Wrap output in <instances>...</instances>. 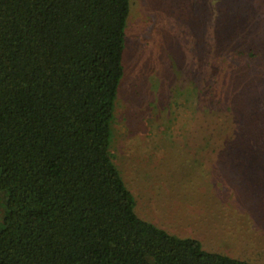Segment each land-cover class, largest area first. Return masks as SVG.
<instances>
[{
  "label": "trees",
  "instance_id": "trees-1",
  "mask_svg": "<svg viewBox=\"0 0 264 264\" xmlns=\"http://www.w3.org/2000/svg\"><path fill=\"white\" fill-rule=\"evenodd\" d=\"M129 11L130 0H0V264H260L136 213L109 151ZM235 17L206 38L205 63L213 74L211 54L255 58L214 74L264 142V0ZM216 117L233 125L229 106Z\"/></svg>",
  "mask_w": 264,
  "mask_h": 264
},
{
  "label": "rangeland",
  "instance_id": "rangeland-1",
  "mask_svg": "<svg viewBox=\"0 0 264 264\" xmlns=\"http://www.w3.org/2000/svg\"><path fill=\"white\" fill-rule=\"evenodd\" d=\"M242 1L130 0L109 151L139 216L206 250L264 264L263 137L253 135L256 114L214 74L255 58L211 54L213 74L205 63L206 38L235 22ZM227 106L233 125L223 132L216 115Z\"/></svg>",
  "mask_w": 264,
  "mask_h": 264
}]
</instances>
